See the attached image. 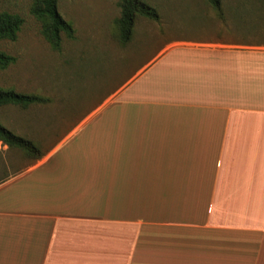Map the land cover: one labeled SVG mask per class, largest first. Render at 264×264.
<instances>
[{
	"label": "crops",
	"instance_id": "crops-1",
	"mask_svg": "<svg viewBox=\"0 0 264 264\" xmlns=\"http://www.w3.org/2000/svg\"><path fill=\"white\" fill-rule=\"evenodd\" d=\"M258 29L170 41L41 159L6 166L0 264H264Z\"/></svg>",
	"mask_w": 264,
	"mask_h": 264
},
{
	"label": "rangeland",
	"instance_id": "rangeland-1",
	"mask_svg": "<svg viewBox=\"0 0 264 264\" xmlns=\"http://www.w3.org/2000/svg\"><path fill=\"white\" fill-rule=\"evenodd\" d=\"M141 1L156 10L159 21L136 16L131 39L121 46L116 38L118 0H58V13L72 26L74 37H62L59 51H54L31 13L34 0H0V12L22 20L14 40L0 41V52L14 59L0 68V89L49 100L26 109L2 106L0 124L47 153L89 113L106 105L170 41L261 39L264 0H221L222 19L205 0ZM33 162L9 148L0 154V174H6L7 167L21 171Z\"/></svg>",
	"mask_w": 264,
	"mask_h": 264
},
{
	"label": "trees",
	"instance_id": "trees-1",
	"mask_svg": "<svg viewBox=\"0 0 264 264\" xmlns=\"http://www.w3.org/2000/svg\"><path fill=\"white\" fill-rule=\"evenodd\" d=\"M57 1L34 0L31 9V13L41 23L42 35L54 51H59L62 37L67 39H73L74 37V29L58 13ZM205 1L217 17L222 19L221 0ZM118 7L119 17L116 20V38L121 46L130 41L136 16H141L153 22L159 21L156 10L141 0H118ZM21 24L22 20L18 16L0 12V41L14 40ZM13 62L14 59L11 56L0 52V68H5ZM48 101L47 98L38 95L0 89V107L11 105L26 109L31 105L45 104ZM0 144L7 148L19 150L32 161H37L45 155L33 141L16 135L1 124Z\"/></svg>",
	"mask_w": 264,
	"mask_h": 264
}]
</instances>
